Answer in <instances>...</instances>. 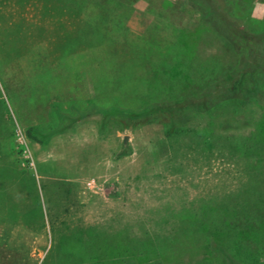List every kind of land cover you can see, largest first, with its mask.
Here are the masks:
<instances>
[{"label":"rangeland","instance_id":"374dc122","mask_svg":"<svg viewBox=\"0 0 264 264\" xmlns=\"http://www.w3.org/2000/svg\"><path fill=\"white\" fill-rule=\"evenodd\" d=\"M226 1L264 28V0ZM204 26L195 0H0V264H228L209 246L218 215L264 258V95L73 122L223 77V39L180 41Z\"/></svg>","mask_w":264,"mask_h":264},{"label":"trees","instance_id":"16d2710c","mask_svg":"<svg viewBox=\"0 0 264 264\" xmlns=\"http://www.w3.org/2000/svg\"><path fill=\"white\" fill-rule=\"evenodd\" d=\"M195 2L200 18L206 26L200 27L189 38L185 39L187 34H183L180 41L182 42L183 40L184 47L192 49V46L197 44L202 35L206 31L211 30L215 35L223 39L236 55L237 63L232 70L225 72L223 77L217 79L196 95H188L180 99L156 101L141 108H131L117 104L106 105L103 103H100V106L90 105L88 109L80 111V117L73 119V122L76 123L81 118L93 114H100L103 118L124 117L135 121L159 112L174 114L188 110L208 111L213 106L230 99L242 101L249 100L250 98L262 99L264 95L262 87L264 83H261L264 80V28L260 31H254L245 25L242 18L238 16L240 15L237 13L238 11L234 10L232 2L226 0L219 2H215L214 0H195ZM252 76H259V81H252ZM64 130L63 127L57 133H63ZM28 136L32 139L38 136L42 142L48 137L37 130L29 131ZM129 153L127 151L125 154ZM216 220L218 222L217 225L215 221L214 229V239L216 236V240H212L209 244L214 254L216 252L222 254L229 261L228 264H264V258L260 257L258 253L254 255L250 251V254L247 255L246 247L241 242V230L235 227L234 223L221 215H218ZM261 224L264 225V222L261 221ZM256 231L263 235L262 241L264 244V230L260 226ZM228 240L236 242H233L234 250L238 256L236 257L238 258L236 261H233L228 256V251L231 248ZM200 264L212 263L206 262Z\"/></svg>","mask_w":264,"mask_h":264},{"label":"water","instance_id":"95a60500","mask_svg":"<svg viewBox=\"0 0 264 264\" xmlns=\"http://www.w3.org/2000/svg\"><path fill=\"white\" fill-rule=\"evenodd\" d=\"M127 140H128V139H127V137H126V138H125V142H127Z\"/></svg>","mask_w":264,"mask_h":264}]
</instances>
